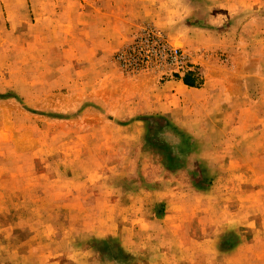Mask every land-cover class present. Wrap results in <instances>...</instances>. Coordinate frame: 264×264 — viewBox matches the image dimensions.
Wrapping results in <instances>:
<instances>
[{
	"label": "rangeland",
	"instance_id": "obj_1",
	"mask_svg": "<svg viewBox=\"0 0 264 264\" xmlns=\"http://www.w3.org/2000/svg\"><path fill=\"white\" fill-rule=\"evenodd\" d=\"M210 1L0 0V264H264V0Z\"/></svg>",
	"mask_w": 264,
	"mask_h": 264
},
{
	"label": "crops",
	"instance_id": "obj_2",
	"mask_svg": "<svg viewBox=\"0 0 264 264\" xmlns=\"http://www.w3.org/2000/svg\"><path fill=\"white\" fill-rule=\"evenodd\" d=\"M202 2L199 4L201 6H199L198 8H196L195 10H192L189 16V19L193 20V19H198V15L202 14L204 15V22L203 25H206L208 27H213V26H217L219 25L217 21H214L218 18H216L217 16H219V14L217 13L218 8L220 6L216 5L214 2L210 1V0H201ZM113 7L114 10H117L118 7L120 9V13L114 15L113 13L111 14H107V20L109 21L110 24H113V26H116L118 29V31L116 33H113L112 41L111 43H114V46L118 45L121 43L122 39L126 38L130 32L131 26H135L138 25L141 22L147 21V20H152L155 23L160 24V19L158 18L160 14H154V16H151V14H149L147 17H129V14L127 13L128 10V6L122 2L121 4H118L117 2L115 3V5H111ZM78 18V17H77ZM78 22V21H77ZM194 26V25H192ZM194 28H201V27H196L194 26ZM202 30V29H201ZM116 36V37H115ZM92 52V54H90L92 57H94L93 62L95 63H99L102 61V59H99L98 57L101 56V54L98 52V49H91L90 53ZM76 55V54H75ZM70 56V55H69ZM72 59H76V58H72ZM79 62V61H78ZM117 82V80L115 78H113L112 76H107L104 78V80L102 81V83H115ZM173 84H169V87H171ZM176 88H178L180 91H185V88L187 89V86L184 83H175ZM173 85V87L175 86Z\"/></svg>",
	"mask_w": 264,
	"mask_h": 264
},
{
	"label": "trees",
	"instance_id": "obj_3",
	"mask_svg": "<svg viewBox=\"0 0 264 264\" xmlns=\"http://www.w3.org/2000/svg\"><path fill=\"white\" fill-rule=\"evenodd\" d=\"M184 82H185V84H186L187 86H190V87H192V86L194 85V84H192L188 79H185Z\"/></svg>",
	"mask_w": 264,
	"mask_h": 264
}]
</instances>
